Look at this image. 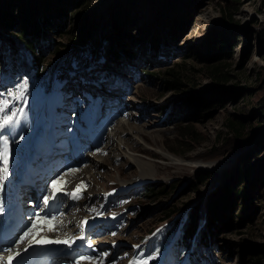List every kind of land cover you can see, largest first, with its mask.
I'll return each instance as SVG.
<instances>
[{
	"label": "rangeland",
	"instance_id": "rangeland-1",
	"mask_svg": "<svg viewBox=\"0 0 264 264\" xmlns=\"http://www.w3.org/2000/svg\"><path fill=\"white\" fill-rule=\"evenodd\" d=\"M87 1L89 7L85 12L90 15V25L84 32L89 35L88 48L92 47V52L82 46L66 50L71 55V65L58 73L53 91L43 103L40 90L30 89L21 97V91L15 85H5L0 81V119L12 114L16 116V122L21 123L25 118L31 125V119L43 121L48 117L53 123L55 117L59 126L69 132L73 121L83 120L82 116L87 114V105L90 104H93L92 119L103 112L114 119L106 130L93 127L92 133L89 129L83 130L81 122L78 134L72 132L71 135V140L81 135L96 140L93 149L85 150L82 159L76 157L78 161L73 173H82L78 182L87 186L83 194L87 202L81 200L78 210L73 208V212L79 219L84 216L97 218L95 222L99 226L96 232H103L97 238L98 242L106 244L101 264H125L137 249L145 248L154 233V251H166L161 253L162 258H166L164 264L172 263L176 255L185 261L189 251L173 248L175 238L168 246L164 243L169 231L161 229L172 222L161 221L163 212L173 208L185 211L195 205L203 209L205 197L247 152L257 149V157L244 166V171L249 174L253 220L238 229L226 231L215 242L212 251L199 253L205 264H250L248 256L241 254L242 247L264 245V0H136L137 6L133 5L131 8L135 7L134 10L125 17L126 23L120 19L119 12L124 7L122 0ZM74 18L75 12L64 19L69 28L76 30ZM175 22L186 26L178 38L171 29ZM44 29L55 43L52 44L54 48L59 44L70 47L72 39L59 36L52 26ZM216 30L228 36L232 47L228 59L219 64L226 82H216L211 78L206 67L214 59L202 50L203 43ZM155 40L159 42L157 48H154ZM106 43H110L108 51L119 52V48L122 51L124 46H130L134 60H140L139 63H145L146 67L141 70L132 65L128 67L129 76L111 74L106 80L104 85L115 91L118 99L117 108L113 111L102 106L103 99L94 102L96 94L87 95L86 75L83 73L84 67H96V81L106 72L108 64L101 59ZM3 48L0 45V58L4 59ZM76 63L82 64L81 83L80 77L77 78L72 71V64ZM6 64L7 61L3 60V71H8ZM179 66L187 84L184 83L181 92H169L162 82L163 73ZM113 78H119L120 83L112 85ZM59 92L66 94L62 101L58 100ZM183 95H190L198 104L205 106L204 103H208L210 107H201L203 116H197L194 110L185 108L182 111L180 108L178 114L181 117L177 120L162 121L163 113L159 108L172 102L179 103ZM14 96L18 98L13 100ZM9 101L12 106L6 108L5 102ZM229 120L242 126L238 131L230 132L226 128ZM99 121L102 124L104 117ZM188 127L196 132L192 137L186 135ZM118 130H128L129 136L127 133L122 135L128 151L140 160L156 165L157 174L152 180L142 179L131 160L123 157L121 152L124 148L120 146L119 149L120 140L114 139L120 132ZM138 136L144 140L138 141ZM161 151L182 164L161 156ZM195 163L202 165L197 169L193 167ZM205 176L209 177L207 183L201 185L198 192H193L191 185L199 184ZM136 179L144 182L135 188L124 186ZM146 183L174 186L176 189L169 191L167 196L153 199L134 192ZM146 257L145 253L141 259Z\"/></svg>",
	"mask_w": 264,
	"mask_h": 264
},
{
	"label": "trees",
	"instance_id": "trees-1",
	"mask_svg": "<svg viewBox=\"0 0 264 264\" xmlns=\"http://www.w3.org/2000/svg\"><path fill=\"white\" fill-rule=\"evenodd\" d=\"M122 2L124 7L119 12L120 19L126 23L125 17L134 10L137 4L136 0H122ZM133 5L135 7L131 8ZM87 7H89L87 0H0V43H3L4 52L13 61H19L24 67L32 69L38 79L46 75H54L60 69L69 66L71 55L67 53V49L74 50V48L82 46L86 48V51L92 52L93 48H88L89 40L87 37L89 35L84 32L90 25L88 22L90 15L85 12ZM73 12H75L73 26L77 27L76 30L78 31L74 36L73 33L76 30L73 27L69 28L64 19L69 14L72 15ZM228 19L232 21L231 17ZM59 21L60 23H58ZM180 23L175 22L171 27L177 38L182 35L186 27ZM45 26H52L59 36L61 35L68 40L69 38L72 39L70 47L59 44L58 47L54 48L55 43L52 42L50 34L44 29ZM39 41H42L44 45L40 44ZM153 43L154 48H157L159 42L155 40ZM109 44H105L101 57L110 69L125 76H129L128 67L132 65H137L141 70H144L145 63L134 60L135 56L131 53L130 46H124L122 51L119 48L120 50L117 52L111 49L106 50L107 47H110ZM146 46L150 52L151 49L148 45ZM231 48L228 36L221 30L214 31L210 39L208 38L203 43L202 50L204 53L209 54L214 59V62L210 66L207 65L206 69L216 82H226L222 78L219 64L228 59L227 56H229ZM125 62L127 64H124ZM181 71L179 66L163 73L162 82L169 92L183 91L184 83H187L181 76ZM198 103L192 96L183 95L179 103L172 102L159 108V112L163 113L162 121L168 123L173 119L177 120L178 117H181L178 114L180 108L182 111L185 108L194 110L197 116H203L204 110L201 107L208 109L210 104L204 103L205 106H203ZM240 126L242 124L239 122L229 120L226 128L228 131L234 132L238 131ZM195 133L193 128H187V136L192 137ZM257 155V149L247 152L226 178L205 197L203 209L197 205L185 211L179 208L166 209L161 221L168 220L172 223L161 229L169 231L164 243L168 246L175 238L173 245L189 251L188 258L192 264H203L198 257L201 251H212L215 242L226 231L238 229L244 226L247 221L253 220V205L248 185L250 180L249 174L244 171V166L247 161L257 157ZM208 180L209 177H203L199 184L191 185V190L198 192L199 187L207 183ZM172 189H176V187L148 183L136 189L135 192L138 195H143V197L153 199L167 196ZM154 241H156V237ZM241 254L243 257L248 256L250 264H264V245L242 247Z\"/></svg>",
	"mask_w": 264,
	"mask_h": 264
},
{
	"label": "bare ground",
	"instance_id": "bare-ground-1",
	"mask_svg": "<svg viewBox=\"0 0 264 264\" xmlns=\"http://www.w3.org/2000/svg\"><path fill=\"white\" fill-rule=\"evenodd\" d=\"M122 128L123 129H126L123 125H122ZM21 130L23 132L24 131H28V132L30 131V129L29 130H25L23 127H21ZM118 131H120V130H118ZM120 132H121V134H120ZM120 132L117 134V135L120 134V136L118 137L117 135H115L114 139L117 138L118 140H120V143L122 145L119 144V149H120V146H122L121 149L124 148V151L121 150L122 151L121 153H124L123 154V157L124 158H128V159L131 160L130 162L133 163L136 166L138 172L140 173V175H142V177H143L142 179H145L147 181L148 180L149 181L152 180L154 178L153 175L155 173L157 174V167H156V165H154L151 162L149 163L147 161H142L137 156H134L130 152V150L128 151V148L126 147L127 145H125V141H124L125 139H123V137H122V135L124 133H127V136H129L128 130H126V132H124V130L122 132V130H121ZM137 139H138V141L140 140L141 142L144 140L140 136H138ZM5 140L7 141L6 149H5V146L3 144V141H5ZM0 143H1V145H0V154H5V152H6V154L8 156V161H9L8 162V174H7V179H6L7 181H6V183H3L4 180H1L0 179V195H1V193H3L4 195H6V194H9V193L14 194L15 192H17V193L21 192L23 194L25 192H28L27 189L20 188L19 191L16 189L15 192L13 193L12 189H14V187H19L20 184H19V182H17L16 184H13V183L11 184V182L12 181L15 182L16 179H17V177H19L20 175H22L24 168L27 169V171L30 172V175L33 177V179H35V178L37 179L38 176L40 175V173H41L40 168H38V167L33 168L32 162H30L29 160H27V157L29 156L30 152L34 149V147H35V150L37 152H41V153H43L45 151L51 153V151L53 152V150H51L50 147L43 140V133H42V131H32L31 133H29L27 135H23V133L16 134L13 129H10L8 132L1 130L0 131ZM114 145H115V142H114ZM78 153H79V155H82V150L79 149ZM159 154L161 156H164L166 159H168V160H170L172 162H175V163L180 164V165L182 164L180 162V160L174 159L171 155H169L168 153H166L164 151L159 152ZM201 165H202V163H195V165H193V167L199 169L201 167ZM1 166L4 168V165H3V161L2 160H0V167ZM96 167H98L97 164H96ZM3 174L4 173H3V169H2L0 171V178L3 177ZM58 175H59V172L55 173L54 176H58ZM80 177H82V173L75 174V175H73L70 178V181H72L74 179H77V178H80ZM63 179L64 178H61L59 180L60 181H64ZM91 179H92V177H91ZM9 182H10V184H9ZM141 182H144V181H142L140 179H136V180H134L132 182H129V183L127 182L124 186L127 187V188H133L135 186H138ZM58 187H59V185H58ZM64 188L66 189L65 184L63 185V189ZM74 189H76V188H74ZM62 191L55 193V195L53 194L50 198L53 199V200H55V201L62 202L60 200V198H61V196L63 194ZM72 198H73L72 195H70L69 200L71 201ZM30 200L31 201L34 200V197H33V199H30ZM27 207H29V208L30 207H33V204H29V206H27ZM34 207L36 208V210H37L38 213L32 218V220H30V218L27 219L26 223L22 227L23 230L28 231L31 228L32 223L35 222L37 216H39L41 218H45V217L48 218V216H49V212L45 210V204L44 203L41 204V205H40V203H35L34 204ZM64 209L65 208L62 207V211ZM62 211L59 213L58 217L55 218V225H56V223H58L60 221L61 216H62ZM64 216H65V213H64ZM85 225L88 226V224H85ZM40 227H42L43 230L33 229V233L34 234H37V235H47L48 237H50L52 239L63 240L62 238H60V234L57 231V228H59V227H57V228L55 227L54 230L50 231L51 233H47V230H45L46 228H48L47 225H41ZM77 242L75 244H77ZM71 244H63L64 247H65V252L68 253V254H71V256H73L74 258H76V257L79 256V255H76V254L77 253H80L81 251L75 249V247H74L75 244H72V246H71ZM84 246L86 247L87 244H85ZM67 249H69V250H67ZM68 260H69V264H73V262H70L72 260L71 257L70 258L57 259V260L54 261V263L55 264H68L67 263ZM81 264H94V263H93V261H89L88 259H86V260L82 259Z\"/></svg>",
	"mask_w": 264,
	"mask_h": 264
},
{
	"label": "snow or ice",
	"instance_id": "snow-or-ice-1",
	"mask_svg": "<svg viewBox=\"0 0 264 264\" xmlns=\"http://www.w3.org/2000/svg\"><path fill=\"white\" fill-rule=\"evenodd\" d=\"M23 96V92H21V97ZM7 106V102L5 103V107ZM2 110V109H0ZM12 122V117L11 116H8L7 118H5L3 120V123L0 124V127H3L5 125H9L10 123ZM3 144L5 146V149H6V146H7V141H3ZM0 160L3 161V165H4V168H3V177L2 179L6 180L7 179V174H8V156L5 152V154H0ZM66 184V181H60V180H57V181H53L52 183V189H53V193L55 195V193L57 192H60L63 190V185ZM59 185V187H58ZM86 187V185L83 184V182H81L80 185H77L76 187V190L73 191L71 193L72 197L74 199H77L79 198V193L82 191V189ZM44 204L47 205L48 204V197H45L44 199ZM41 225H47L48 226V230L52 231L55 229V218H52V219H48V218H41L39 216H37L35 222L32 223L31 225V228L26 231L22 237H20V242L22 243L28 236H33V241L35 243H63V244H71L72 243V240L70 238L68 239H64V240H56V241H51V240H48V239H41V240H36L35 239V235L33 233V229H39V230H43L42 227H40ZM17 255H19V253H17ZM13 259V257H9L8 258V264H11V260Z\"/></svg>",
	"mask_w": 264,
	"mask_h": 264
}]
</instances>
